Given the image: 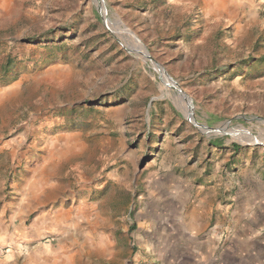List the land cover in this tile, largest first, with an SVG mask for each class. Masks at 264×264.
I'll return each instance as SVG.
<instances>
[{
	"label": "rangeland",
	"instance_id": "374dc122",
	"mask_svg": "<svg viewBox=\"0 0 264 264\" xmlns=\"http://www.w3.org/2000/svg\"><path fill=\"white\" fill-rule=\"evenodd\" d=\"M38 167L122 264H264V0H0V197Z\"/></svg>",
	"mask_w": 264,
	"mask_h": 264
},
{
	"label": "crops",
	"instance_id": "0c3cea01",
	"mask_svg": "<svg viewBox=\"0 0 264 264\" xmlns=\"http://www.w3.org/2000/svg\"><path fill=\"white\" fill-rule=\"evenodd\" d=\"M42 169H36L32 178L34 181H31L18 201L0 197V264H122V237L111 235L107 238L104 234L95 239L90 233L84 232L83 225L78 224L81 209L76 211L73 205L59 206L58 200L45 198V192L56 186L50 179L42 177ZM0 172L6 174L7 170ZM213 192L217 194V191ZM29 196L31 199L27 198ZM205 202L202 200L200 205L203 206ZM184 204L180 201L178 206L183 207ZM253 204L245 203L243 206L240 228L249 226L247 221L257 209L264 214L263 202L258 207ZM234 213L233 210L230 216L233 217ZM196 216L197 213H192V223L196 224ZM102 221L105 222V219ZM168 235H162L159 243L150 241L145 244L142 251H130L129 264H164L167 260L175 264V258L170 259L171 254L178 247L181 249L184 243L186 245L187 234L185 231L179 232L170 242ZM206 247L209 245L200 248L204 250ZM93 256L96 258L92 259Z\"/></svg>",
	"mask_w": 264,
	"mask_h": 264
},
{
	"label": "bare ground",
	"instance_id": "6f19581e",
	"mask_svg": "<svg viewBox=\"0 0 264 264\" xmlns=\"http://www.w3.org/2000/svg\"><path fill=\"white\" fill-rule=\"evenodd\" d=\"M142 45V44H141ZM143 47V45H142ZM144 48V47H143ZM248 135L251 136L250 134L247 133V135H243L241 132H239V134H237V132L233 133V136L237 139H239L240 141H242L243 143H253V141L255 139H253V141L251 139L248 138ZM256 141V140H255Z\"/></svg>",
	"mask_w": 264,
	"mask_h": 264
}]
</instances>
